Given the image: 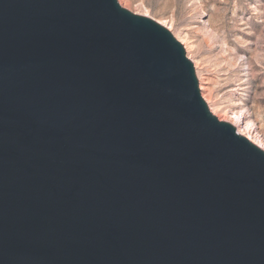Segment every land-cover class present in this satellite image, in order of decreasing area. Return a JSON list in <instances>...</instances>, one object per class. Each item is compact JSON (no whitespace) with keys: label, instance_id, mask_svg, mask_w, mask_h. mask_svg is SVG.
Returning <instances> with one entry per match:
<instances>
[{"label":"water","instance_id":"obj_1","mask_svg":"<svg viewBox=\"0 0 264 264\" xmlns=\"http://www.w3.org/2000/svg\"><path fill=\"white\" fill-rule=\"evenodd\" d=\"M0 264H264V150L165 26L0 0Z\"/></svg>","mask_w":264,"mask_h":264},{"label":"rangeland","instance_id":"obj_2","mask_svg":"<svg viewBox=\"0 0 264 264\" xmlns=\"http://www.w3.org/2000/svg\"><path fill=\"white\" fill-rule=\"evenodd\" d=\"M117 1L191 44L185 54L207 106L242 115L264 138V0Z\"/></svg>","mask_w":264,"mask_h":264},{"label":"bare ground","instance_id":"obj_3","mask_svg":"<svg viewBox=\"0 0 264 264\" xmlns=\"http://www.w3.org/2000/svg\"><path fill=\"white\" fill-rule=\"evenodd\" d=\"M181 42L185 49H188L189 47L192 48L191 44L185 43L184 41ZM205 100L207 99L205 98ZM208 109L219 120L229 122L235 127V129L239 134L247 137L252 143H254L256 146L264 150V138L257 131L251 130L250 128H248V126H246L242 115L231 114L229 112H224L222 115H217L211 107H208Z\"/></svg>","mask_w":264,"mask_h":264}]
</instances>
